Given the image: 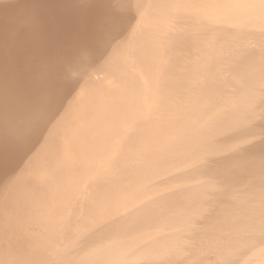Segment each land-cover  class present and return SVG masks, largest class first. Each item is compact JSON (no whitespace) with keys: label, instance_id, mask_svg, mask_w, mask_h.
<instances>
[{"label":"bare ground","instance_id":"1","mask_svg":"<svg viewBox=\"0 0 264 264\" xmlns=\"http://www.w3.org/2000/svg\"><path fill=\"white\" fill-rule=\"evenodd\" d=\"M0 264H264V0H0Z\"/></svg>","mask_w":264,"mask_h":264}]
</instances>
